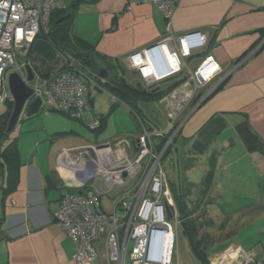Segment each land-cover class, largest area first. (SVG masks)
Wrapping results in <instances>:
<instances>
[{
	"label": "crops",
	"instance_id": "crops-1",
	"mask_svg": "<svg viewBox=\"0 0 264 264\" xmlns=\"http://www.w3.org/2000/svg\"><path fill=\"white\" fill-rule=\"evenodd\" d=\"M135 1L81 0L77 4L72 36L94 50L98 72L92 71L93 80L99 82L102 71L106 72L103 79L111 80L108 64L115 63L124 68L131 84L127 73L133 78L140 76L129 62L132 54L160 44L169 35L180 38L200 33L205 37V46L182 61L181 72L157 85L181 82L180 86L163 100L145 104L150 108L143 112L150 128L164 129L175 117L189 111L181 121L174 147L164 159L170 168L164 170L174 206L172 185L183 189L185 183L200 185L210 170V157L216 155L210 188L206 193L196 189L186 200L189 211L200 217L201 223L210 224L203 225V246L211 251V264L230 250L254 255L264 264V153L248 152L237 132V126L247 121L264 144V0H177L170 22L158 8ZM209 57L220 66V72L205 87H199L193 77ZM142 72L151 76L148 66ZM222 79L221 88L201 103L199 96ZM149 82L152 80L146 84ZM93 89L106 92L90 87L91 111L84 117L93 112ZM121 106L133 114L126 105ZM43 111L50 114L51 110L41 107L31 118L24 113L15 131H7L8 142H16L15 181L10 178L7 164L0 161V264H76L72 260L74 242L55 220L67 188L63 179L70 178L62 164L63 153L90 144L112 150L113 142L121 137L129 139L131 154L137 150L136 121V132L128 133L124 128H117L116 133L106 131L108 139L99 143L80 135L77 120L51 118L47 114L46 121L40 116ZM103 116L108 119L93 131L95 140L108 129L110 113L97 117ZM51 119L55 123L50 124ZM202 161L204 173L200 182H195L186 173ZM93 264H105L103 256ZM224 264L240 261L226 260Z\"/></svg>",
	"mask_w": 264,
	"mask_h": 264
},
{
	"label": "built area",
	"instance_id": "built-area-1",
	"mask_svg": "<svg viewBox=\"0 0 264 264\" xmlns=\"http://www.w3.org/2000/svg\"><path fill=\"white\" fill-rule=\"evenodd\" d=\"M73 1L0 0V106L14 104L8 86L11 74L26 81L27 64L22 60L27 58L38 33L48 28L53 13L67 10ZM135 3L158 8L170 22L177 0ZM204 46L205 37L200 33L180 38L169 35L160 44L132 54L129 62L144 80L157 84L179 74L182 61ZM150 60L154 70L146 77L142 68H152ZM219 72L220 66L209 57L193 78L199 87H205ZM82 73H62L48 81L35 78L28 85L34 90V99H42L52 111L86 123L84 115L91 111L90 87L102 89L105 80L85 83ZM222 82L223 79L214 88ZM113 99V104L118 103ZM135 117L139 135L133 157L132 146L125 137L116 139L112 150L90 144L63 153V167L75 185L66 188L55 220L74 242L72 260L76 264H93L102 256L105 264H173L180 222L168 192L163 162L174 147L181 123L174 119L167 128H150L142 118ZM88 128L99 130L100 118ZM107 194L117 195L110 210L100 202V197ZM153 242L157 246L155 253H151ZM238 258L243 259L240 264H262L256 256L236 250L228 251L217 264L239 261Z\"/></svg>",
	"mask_w": 264,
	"mask_h": 264
},
{
	"label": "trees",
	"instance_id": "trees-1",
	"mask_svg": "<svg viewBox=\"0 0 264 264\" xmlns=\"http://www.w3.org/2000/svg\"><path fill=\"white\" fill-rule=\"evenodd\" d=\"M80 1L75 0L69 3L65 11L53 13L48 28L42 29L35 38L30 52L25 59V63L31 67L37 79L48 81L59 74L72 73L80 70V68L82 70L90 68L91 72H98V64L95 60V53L92 47L72 36V25L76 13L75 8ZM67 16H70V18L62 23H58ZM73 61L75 64H73ZM108 67L111 72L115 73L116 71L119 79L115 78L112 82L105 81L102 87L103 90L130 108L133 116L140 118H146V116L144 117L140 104L159 102L170 95L181 84V82H176L169 86H155L150 90H140L136 84L132 85L127 82L125 73H120L121 69L123 71L125 70L119 64L109 63ZM157 88L160 89L156 91ZM13 105H7L6 111L0 113V161H4L9 167L8 170L11 173L10 178L15 177L13 157L16 154V142L12 141L9 143L7 139L8 124L14 109ZM117 106L118 103L113 104L112 110ZM107 119L108 116L100 118L102 123L106 122ZM237 132L248 152L261 151L264 153V144L251 131L247 121L237 126ZM7 142L8 144H6ZM210 142L207 143L209 144ZM209 162L211 166L210 170L200 185L185 183L184 189L172 185V190L175 193L173 197L176 201L175 210L178 213V221L183 229V235L189 243L192 254L200 264H211L209 254L203 246L204 240L199 236V231L203 229L204 223L206 225L210 224L209 222L201 223L200 217H196L193 211H189L186 200L193 195L194 190L196 191V189L201 188L199 190L206 193L210 188L215 174V154L210 157ZM189 167L191 168L193 165H189ZM12 180L15 181V178Z\"/></svg>",
	"mask_w": 264,
	"mask_h": 264
},
{
	"label": "rangeland",
	"instance_id": "rangeland-1",
	"mask_svg": "<svg viewBox=\"0 0 264 264\" xmlns=\"http://www.w3.org/2000/svg\"><path fill=\"white\" fill-rule=\"evenodd\" d=\"M22 61H25V60H22ZM73 64H75V62L73 61ZM120 69V68H119ZM80 70H82L80 68ZM83 73L81 74V77L83 79H88V81L92 80L93 82H95L93 80V73L91 72L90 68L89 69H85V70H82ZM120 71V70H119ZM124 72L122 69L120 71V73ZM116 71L115 73L112 72V75H111V80L108 79L109 82H112L113 80H115V78L119 79L118 76L116 75ZM95 75V74H94ZM98 75V74H97ZM96 75V76H97ZM139 78L137 77H132L131 74H128L127 73V77L129 79V81H131V84L134 85L136 84L137 82H140L142 84V87L143 89H146V90H150L151 88L159 85L158 84H154V83H151L149 82L148 84H146V80L143 79V77L141 76V74L139 73ZM38 80V79H37ZM135 81V82H133ZM161 85V84H160ZM207 89V88H206ZM213 91V88L211 90H205L204 93H202L201 96H199L198 99H200L201 101L203 100V98L205 96H207L208 94H210L211 92ZM92 97H93V112L89 113L86 115L85 117V121L86 123H81L80 121H74L75 124L78 126V128L80 129L79 133L82 137L84 138H89L91 142H94V141H99V143H101V141H105L108 139V136L106 137V131L110 134V133H116L117 130H121L120 128H124V130L128 133H134L136 132L137 130V126H136V117L133 118L132 115H130V113L121 106V102L118 101V108L115 109L114 111L111 110V106L113 105V101L114 99L110 96L109 93L107 92H100L98 91L97 89H93L92 90ZM202 97V98H201ZM146 104V103H145ZM145 104H140V107L141 109L147 113V110L150 108V107H146ZM146 105H151V104H146ZM155 107H157V104H153ZM194 106H192L191 108H193ZM42 108H44V110L46 111H49L51 110L48 105L46 104V102L43 101V105H42ZM7 109V106H0V113L6 111ZM192 110V109H190ZM143 112V114H144ZM154 112H156V110L154 109ZM108 113H110V119L108 121V129L105 130L104 134L101 135V138L99 137L98 140H95V132L91 131L89 128H88V125L93 122V120H95L96 118H98L97 116H100V115H107ZM150 114V110L148 112ZM189 113V111L186 110L185 114H182L180 115V117L178 118H174L176 119L177 123H181V121L185 118L184 116ZM47 114L49 113H46V112H42L40 114L41 117L45 118L44 120H46V116ZM24 116V113L22 114L21 116V119L23 118ZM49 116H51V118H56V117H59V118H62V119H67V120H71V116L68 115H62L61 113L57 112V111H50V114ZM144 117H145V114H144ZM147 118V117H146ZM146 118H142L148 125H150L148 123V120ZM135 119V120H134ZM186 119V118H185ZM47 121V120H46ZM50 121V124L52 122H54L52 119L49 120ZM136 121V122H135ZM45 122V121H44ZM55 123V122H54ZM47 125V124H46ZM21 126V125H19ZM118 128V129H117ZM121 135H119L120 137ZM114 137V136H112ZM111 136H109V139L112 138ZM117 137V136H116ZM115 138V137H114ZM135 153V151H134ZM131 156L133 157L134 154H131ZM166 162V160H165ZM164 162V167L166 168V171L169 170V166L168 164H165ZM203 161L197 166V168L191 170V172H187L186 175L188 178H191L193 181L195 182H200L201 178H202V175L204 173V171L202 170V166H203ZM168 176V175H167ZM166 176V182L167 184L170 183L168 181V177ZM75 182L69 178V177H66L63 179V185L65 187H71V186H74ZM168 187V186H167ZM116 194H107V195H102L100 197V202H101V205L103 206V208L105 207V209L107 210H110L111 209V206H112V201L115 200L116 198ZM205 220V219H204ZM208 221H212L211 219H207ZM214 223V222H213ZM210 228V227H209ZM212 229L215 228V226H211ZM204 228L201 229L199 231V236H201L200 238L203 239L205 241V234L206 232H204ZM177 236H178V240H177V245H176V254L175 256H177V261L176 259H174L173 261V264H200V262L194 257V255L192 254L191 250H190V247H189V243L188 241L186 240V238L184 237L183 235V231H182V228H181V225H178V228H177ZM210 241V240H209ZM217 248V247H216ZM228 252V251H227ZM209 254H211V251L209 250L208 251ZM176 258V257H175ZM240 258V257H239ZM237 259L241 262H243V259ZM223 259V258H222ZM219 260V259H218ZM219 262V261H218ZM217 264V263H216Z\"/></svg>",
	"mask_w": 264,
	"mask_h": 264
},
{
	"label": "water",
	"instance_id": "water-1",
	"mask_svg": "<svg viewBox=\"0 0 264 264\" xmlns=\"http://www.w3.org/2000/svg\"><path fill=\"white\" fill-rule=\"evenodd\" d=\"M68 18H70V16H67L61 19L58 23H62L66 21ZM259 49L260 48H258L256 51H259ZM25 70L27 73L26 81H24L22 77L16 73L11 74L8 80V86H9V89H10V92L13 98V103H14L13 105L14 109H13V112H12V115H11V118L8 124V133H13L15 131L17 124L22 114L25 113V111H26L27 117L31 118L39 113V109L43 105L42 99L40 98L34 99V90L28 85L30 83H33L36 78L31 67L27 65L25 67ZM105 75H106V72L102 71L100 74V77L103 79L105 78ZM136 86L140 90L143 89L142 84L140 82H137ZM219 87L214 88V90L210 94H208L207 96L203 98L201 103L209 99V97L212 96L215 93L216 89H218ZM159 89L160 88H157L156 91H158ZM28 103L29 105L26 108V105ZM124 177L126 178L127 174H124Z\"/></svg>",
	"mask_w": 264,
	"mask_h": 264
},
{
	"label": "clouds",
	"instance_id": "clouds-1",
	"mask_svg": "<svg viewBox=\"0 0 264 264\" xmlns=\"http://www.w3.org/2000/svg\"><path fill=\"white\" fill-rule=\"evenodd\" d=\"M156 251H157V246L153 242L152 245H151V253H155Z\"/></svg>",
	"mask_w": 264,
	"mask_h": 264
},
{
	"label": "bare ground",
	"instance_id": "bare-ground-1",
	"mask_svg": "<svg viewBox=\"0 0 264 264\" xmlns=\"http://www.w3.org/2000/svg\"><path fill=\"white\" fill-rule=\"evenodd\" d=\"M150 64H151V67H152V68H150L148 65H147V66H148V69H149L150 72H151V70H154V68H153V64H152V61H151V60H150ZM220 86H221V85H220Z\"/></svg>",
	"mask_w": 264,
	"mask_h": 264
},
{
	"label": "flooded vegetation",
	"instance_id": "flooded-vegetation-1",
	"mask_svg": "<svg viewBox=\"0 0 264 264\" xmlns=\"http://www.w3.org/2000/svg\"><path fill=\"white\" fill-rule=\"evenodd\" d=\"M30 102H31V101H30ZM30 102H29V103H30ZM29 103L26 105V108L28 107ZM25 113H26V111H25Z\"/></svg>",
	"mask_w": 264,
	"mask_h": 264
}]
</instances>
